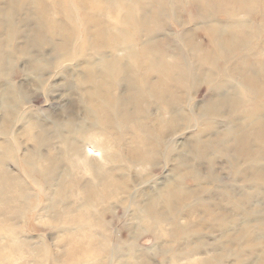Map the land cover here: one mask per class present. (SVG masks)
<instances>
[{"label":"rangeland","instance_id":"rangeland-1","mask_svg":"<svg viewBox=\"0 0 264 264\" xmlns=\"http://www.w3.org/2000/svg\"><path fill=\"white\" fill-rule=\"evenodd\" d=\"M176 5L172 2L170 18L159 16L169 30L161 27L157 44L179 54L178 49L184 50L181 33L196 27L208 47L209 35L197 23L195 6L189 2L179 12ZM49 14L62 34L53 43L65 47L63 62L55 61L58 55L47 44L24 53V40L13 37L10 47L2 38V57L8 60L0 63V264H264V161L254 181L240 180L238 173L247 164L236 161L238 154L221 143L231 145L241 135L231 133L229 115L221 117L218 127L227 137L211 129L200 135L212 122L206 113L210 91L217 86L214 77L209 74L185 91L175 123L168 107L147 90L140 89L143 96L140 91V96L132 95L130 81L116 92L113 76L110 108L118 97L129 113L140 98L146 106L134 112L133 122L118 127L127 139L121 145L99 126L91 128L80 97L65 87L66 74L86 71V60L79 56L75 64L70 62L71 55L81 54L74 52L75 42L63 38H70L69 22L62 12ZM13 26L25 29L22 21ZM78 40L79 46L85 40L96 46L99 37L82 34ZM129 97L133 107L126 105ZM102 119L119 120L109 114ZM71 123L78 131L87 128V137L94 130L107 144L102 174L97 165L87 170L85 159L78 160L83 141H74ZM206 140L209 149L202 158L194 149ZM187 144L195 148L187 150ZM257 150L264 153V144ZM89 154L94 163L103 156ZM166 192L173 195L172 203L157 227L155 220L162 219L146 217L142 207L151 193L163 199Z\"/></svg>","mask_w":264,"mask_h":264},{"label":"bare ground","instance_id":"bare-ground-1","mask_svg":"<svg viewBox=\"0 0 264 264\" xmlns=\"http://www.w3.org/2000/svg\"><path fill=\"white\" fill-rule=\"evenodd\" d=\"M172 2L178 4L176 6L179 12L189 2V6H195L199 14L197 23L200 22L201 31L209 35L206 38L208 47L202 38L198 37L196 27L187 30L185 34L184 31L181 33L184 50L180 47L179 54H170L168 47L164 50L157 44L155 35L162 31L161 27L169 30L168 25L163 23L159 16L163 14L164 17L170 18L174 7ZM50 12L57 15L62 12L69 22L70 38H63L75 42L74 52L81 54L71 55L70 62L75 64L79 56L86 60V71L72 70L71 77L66 74L65 87L80 97L92 118L91 128L99 126L102 133L125 145L127 139L121 137L118 127L133 122L138 115L134 112L146 108L142 105V98L133 107L132 97L126 98V105L134 109L130 110V113L124 110L123 99L120 97L116 100V107L110 108L113 76L116 92L120 85L130 81L128 85H132V95L140 96V91L143 96L140 89L147 90L148 96L168 107V113L177 123L180 120L178 110L185 99V91L198 84L201 78L211 74L217 86L210 91L208 103L211 107L206 116L211 118L212 122L207 128L201 129L200 135L203 136L211 129L212 134L227 137L220 134L218 127L222 121L221 117L229 115L231 118L227 119V122L230 123L228 127L231 133L238 132L241 135L233 134L236 137L231 145L227 141L221 143L227 150L238 154L236 161H244L247 164L246 170L238 173L240 180L252 182L256 179V174L259 173L258 165L261 166L264 161L263 151L257 150L264 144V0H0V63L8 60L7 56L2 57V38H5L10 47L13 37L24 40L27 44V47L22 48L24 53H27L29 48L35 51L47 44L53 47V52L58 55L55 61H62L66 57V53L65 57L62 53L65 47L53 43L62 34L59 27L54 28L56 20L50 17ZM178 16L177 14L174 18ZM250 16L252 20H249ZM19 21L24 23L25 29L15 31L13 23ZM82 34L90 39L99 37L100 43L96 40L94 46L85 40L84 44L79 46L78 37ZM44 35L49 36L46 42ZM171 42H168L169 47L173 46ZM89 51L92 53L86 54ZM122 52L125 55L122 56ZM174 102H177L178 106L169 107ZM173 108L175 110H172ZM149 109H153V102L150 103ZM105 114L118 116L119 120L102 119ZM256 123L259 128H252ZM87 130L84 128L78 131L72 123L68 128L69 133L75 136L74 141H83L79 153L74 149L78 153V160L82 163L85 159L87 170L97 165L96 172L102 174V160H107V144L101 142L94 130L89 131L91 137L85 136ZM260 135L263 136L259 137ZM209 144L210 140H206L194 151L205 158ZM184 147L187 150L195 148L189 144ZM97 151L103 156L101 161L94 163L93 159L88 157L89 153ZM71 167H75V164L71 163ZM161 197L151 193L148 202L142 207V213L146 217L152 220L162 219L155 220L157 227L167 219L166 208L172 203L173 195L166 192L163 199ZM162 209L165 211L161 212Z\"/></svg>","mask_w":264,"mask_h":264}]
</instances>
